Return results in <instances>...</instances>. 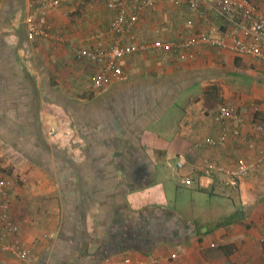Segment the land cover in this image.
Listing matches in <instances>:
<instances>
[{
    "label": "crops",
    "instance_id": "obj_1",
    "mask_svg": "<svg viewBox=\"0 0 264 264\" xmlns=\"http://www.w3.org/2000/svg\"><path fill=\"white\" fill-rule=\"evenodd\" d=\"M55 1L37 18L48 37L28 41L39 0H0V178L14 181L19 228L2 243L19 240L33 264H264V162L246 178L228 173L264 154L253 129L264 125V61L206 44L138 52L120 61L123 80L95 91L99 67L72 49L92 45L115 12L105 0ZM204 33L241 36L209 2L192 13L172 0L144 10L121 39L179 44ZM224 103L243 119L227 124L238 136L198 147L219 137ZM169 180L224 209L173 204ZM0 264L24 263L0 249Z\"/></svg>",
    "mask_w": 264,
    "mask_h": 264
},
{
    "label": "built area",
    "instance_id": "obj_2",
    "mask_svg": "<svg viewBox=\"0 0 264 264\" xmlns=\"http://www.w3.org/2000/svg\"><path fill=\"white\" fill-rule=\"evenodd\" d=\"M172 0H105L107 9L114 11L115 15L109 24L108 29L103 33H98L93 37V43L90 46L81 48L73 47V54L76 61L86 62L99 67V71L90 77V85L93 90L101 91L111 80L121 81L125 78L123 75L120 61L138 52H148L153 50L189 49L193 46L206 44L227 50L236 55H248L253 58L264 61V13L259 12L250 0H187L189 11L194 13L204 4L210 3L215 11L225 19H237L240 24L241 36H230L228 40L224 38H214L206 33L185 40L179 44L169 43H132L125 45L122 43V36L130 35L136 23L139 21L144 10H153L159 2H169ZM38 8L34 9L25 18L26 37L28 41L39 37H48V34L38 27L37 18L43 17L47 11L56 4L55 0H39ZM132 2V10L129 11L128 5ZM214 32L215 29H212ZM115 36L112 44L108 46L105 41L106 36ZM133 36V35H131ZM215 121L221 126V133L217 139L206 138L198 147L206 145L208 147H222L227 142L230 135L238 136L237 129L229 130L227 124L234 121L238 124L243 122L241 115L232 103H224L216 108ZM253 129L262 138H264V125L254 124ZM264 162V154L255 162L240 160L234 170L228 173L236 178H246L257 169V166ZM183 157H179L177 167L183 166ZM207 170H213L216 167L213 163L205 164ZM14 181L11 178H0V249L10 253L24 264H33L34 260L26 248L19 240L13 238L9 243L3 244L5 236H15L19 228L11 219L10 207L11 199L9 197V188ZM188 184L189 180L183 181ZM176 255H172L175 258ZM127 262V261H126Z\"/></svg>",
    "mask_w": 264,
    "mask_h": 264
},
{
    "label": "rangeland",
    "instance_id": "obj_3",
    "mask_svg": "<svg viewBox=\"0 0 264 264\" xmlns=\"http://www.w3.org/2000/svg\"><path fill=\"white\" fill-rule=\"evenodd\" d=\"M252 4L256 7V9L264 13V0H250ZM165 190L166 195L168 196V199L177 206H187V201L193 202L192 205L196 208H203L204 207L210 211L214 210L215 213L219 212L221 209V206L217 205V202H210V204L205 203L206 200L203 195L197 194L195 196L189 197V195H192V192L185 188H177L173 183L172 180H169V183L165 182ZM188 199V200H187ZM224 209V208H222ZM221 209V210H222Z\"/></svg>",
    "mask_w": 264,
    "mask_h": 264
},
{
    "label": "trees",
    "instance_id": "obj_4",
    "mask_svg": "<svg viewBox=\"0 0 264 264\" xmlns=\"http://www.w3.org/2000/svg\"><path fill=\"white\" fill-rule=\"evenodd\" d=\"M74 55V54H73ZM74 57V56H73ZM74 59H75V57H74Z\"/></svg>",
    "mask_w": 264,
    "mask_h": 264
}]
</instances>
